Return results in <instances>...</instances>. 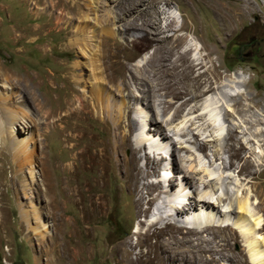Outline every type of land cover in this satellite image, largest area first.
<instances>
[{"label": "rangeland", "instance_id": "rangeland-1", "mask_svg": "<svg viewBox=\"0 0 264 264\" xmlns=\"http://www.w3.org/2000/svg\"><path fill=\"white\" fill-rule=\"evenodd\" d=\"M242 1L246 0H234L230 6L235 7ZM247 1L253 4L257 15L247 17L235 30H229L207 5L193 0H0V68L6 72L0 74V91L2 99L6 100V108L17 112L19 121H27L30 125L24 128L23 124L25 132L21 134L24 138L31 137L30 150L35 156L34 167L30 165L28 155H22L14 165L11 152L5 145L1 149L4 154L0 160V264H71L67 247L74 228L82 244L92 242L99 247L103 244L111 247L126 236L137 241L136 226L141 220L152 219L155 215L152 213H156L157 206L161 205H155V202L164 195L160 194L161 189L145 191L144 212L135 218V210L127 207L129 191L122 176L112 167L117 161V154H114L103 192L97 188L89 191L92 193L83 191L84 202H75L76 198L70 193L77 181L87 190L98 177L96 168L80 171L77 175L72 164L78 151L93 142L108 143L114 150L121 144V138L127 136L133 147L139 146V164L150 174L149 178L140 181L141 187L147 183H160L170 172L167 165L166 171L158 170L159 165L155 173L154 165L147 164L146 157L152 162L161 158L155 152V144L165 147L164 158L172 157L176 150L178 166L187 169L197 164L198 154L201 153V160L202 155L211 157L213 151H221L222 159L214 163L212 169L225 176L229 173L233 179L227 181L233 183L231 188L236 187L233 191L240 188L244 195L252 190L253 198L255 194H261L264 187L260 188L259 181L253 178L264 169V138L260 137V133H264V120L258 127L247 129L242 117L231 106L235 98H242L226 97L221 101L216 97L217 110L222 113L221 122L218 120L217 124H224L225 131L216 142H208L203 152L197 150L199 144L205 143L214 132L213 127H208V120L201 119L202 103L216 95L218 83L230 79L235 72H242L247 83L243 91L246 89L248 95H242L243 103L257 104L253 111L264 110V0ZM177 9L188 25L179 32L176 30L182 23L178 24L174 18L165 20V14L161 13ZM156 12L158 21L154 28L151 21ZM173 35L188 36V40L196 38L202 48L201 63L189 76L186 74L189 71L187 63L178 58L183 49L181 45L174 55L166 50V43L176 41L170 38ZM164 37L169 40L160 41ZM149 53L151 58L141 68L138 87L141 93L154 92L153 97L161 99L162 105L151 97L146 101L134 90L135 64ZM93 71L95 77L101 79L100 93L93 88ZM71 72L75 79L83 81L80 85H75ZM208 83L211 90L203 97L193 99V93L200 95L199 88ZM8 84L10 88L6 86ZM70 100L72 104L65 106L64 103ZM85 103L87 106H80ZM136 103L147 112L149 119L153 115L156 117L160 122L159 131H167L172 138L162 139L158 133L143 149L141 139L153 136L146 134L149 119L146 125L140 124L135 113ZM145 103H152L151 107ZM196 103L200 110L191 111ZM42 105H46V109L60 110L63 115L71 111L77 114L70 123H59L68 127L61 134L55 130L52 117L48 120L51 122L49 129L42 133L39 128L44 121ZM204 117L207 118L206 114ZM75 124L79 125L77 130L73 129ZM233 128L237 130L238 141L229 137ZM161 140L166 143L161 144ZM74 145L77 146L73 148ZM234 148L239 150L238 157L230 154ZM89 151L93 153L94 149L90 147ZM122 153L131 154L129 150ZM222 161L228 165V173L222 169ZM167 162L166 159L162 163ZM66 165L71 166L65 169ZM33 168L35 176L30 174ZM55 180L58 188L54 186ZM178 180L181 179L175 181L177 188ZM167 181L173 184L174 179L170 177ZM197 187L203 191L201 183ZM93 193L105 195L109 211L97 218L99 223L90 225V231L87 230L89 225L82 221L80 208L90 205L88 198ZM262 200L258 212L264 218V198ZM33 206L39 212L35 213ZM22 212L28 214L29 220L22 217ZM43 224L48 229L36 231ZM161 226L165 225H158V230L164 229ZM143 227L141 234L147 232V226ZM262 233L264 235V230ZM231 249L235 254L243 251L240 238L232 243ZM142 250L147 251L144 247ZM102 251L95 250L85 264H113L108 259L109 252ZM243 258L246 264H251L247 256Z\"/></svg>", "mask_w": 264, "mask_h": 264}, {"label": "bare ground", "instance_id": "bare-ground-1", "mask_svg": "<svg viewBox=\"0 0 264 264\" xmlns=\"http://www.w3.org/2000/svg\"><path fill=\"white\" fill-rule=\"evenodd\" d=\"M193 1L194 3L201 2L207 5V7L212 10L211 12H213V15L216 18L220 19L223 25L228 27L229 30H233L234 28H236V26L245 21L247 17L257 15L253 8V4L251 5V3L247 0L238 3L235 7L230 6L231 2H233L234 0ZM161 13L165 14V20L174 18L178 21V24L182 23L180 26H178L179 28L176 30L177 32L181 31L182 29H187L188 25L186 22H184L185 19L178 9L177 11H172L169 13H166L165 10H163ZM157 21L158 18L156 12L154 19H152L151 21L154 28H156L155 26L157 25ZM170 38L176 41L172 44L166 43V50L168 51V53L174 55L177 51H179V46L181 45L180 47L183 49L182 51H179L178 58L187 63V68L189 69V71L186 74L189 76L195 69V66L201 63V58H199V55L202 48L196 38L188 40V36L184 37L182 35H173ZM166 40L169 39L165 37L163 39H160V41ZM166 56L167 55L165 54V57ZM150 58L151 54H146L135 64L136 82L134 90L135 92H139V94L142 95V97H144L146 101L148 100V97H151L152 99L154 98V102L161 104V99L156 98L155 96L153 97L154 92L152 93L150 91H147L141 93L140 88L138 87L141 82L139 79V75L142 74L141 68L147 65L148 59ZM169 67L172 68V65ZM94 71L91 81L95 91L100 93L101 79L95 77ZM5 73L6 72L3 70V68H0V74L4 75ZM70 76L74 78V74H72V72L70 73ZM243 76L244 75L242 72H235L230 79L225 78L215 87L217 90L216 95H212L203 101L202 108L200 107L201 111H203L200 114L201 119H207L209 122L208 127H213L214 132L210 133L208 138H206L205 143L199 144L197 148L198 151L203 152L208 142H216L217 138L222 137V132L225 131L223 122V125L220 124L221 121L219 118H221L220 115L222 113L220 112L221 110H217L218 103L216 97H220L218 99H220L221 101L226 97H239L240 99L242 98L241 100L235 98V102L231 106L234 108V111L242 117L247 129L258 127V125H260L261 123V120H264L263 109L253 111V109L258 107L257 104H251L248 102L243 103V97L248 95V91L246 89L245 91H243V87H245L247 84L245 81V77ZM73 82L75 83V85H80L83 81L74 78ZM6 86L10 88L9 84ZM209 89V83L206 86H203V88H199L201 94L199 95L194 92L193 99L197 98L198 96L203 97L204 93ZM2 97L3 96L0 91V160L2 155L4 154L1 153V149L5 145V148L11 152L12 162L14 165H16L17 161L22 158V155H28L30 165L33 166L32 160L35 156H32L33 153L30 150L31 137L29 136L24 138V136L21 134L25 132L22 130V125L24 124V128H29L30 125L27 121H25V123L19 121L18 118L20 116L18 115V113L14 111L11 112L9 109H7L5 105L6 100H3ZM76 97L79 100L81 99L79 95H76ZM71 100L66 101L64 105L67 107L71 105ZM151 104L147 103L146 105L148 108H150ZM138 105V103L135 104V113L138 118H140V124L144 123V125H146L145 123H148L147 121L149 119V115ZM45 106H41V113L43 115L44 121L41 123L39 128L42 133L49 129L51 122H48V120L52 117V122L54 124L55 130L61 134L68 127L62 126L63 124L61 125L59 123L63 121L70 123L69 120L77 114L76 111H71L68 114L63 115L60 113V110H52L51 108L48 109V107L47 110ZM80 106H87V103ZM60 108H63L62 104L60 105ZM200 108H198V104L196 103L191 107V111L194 110L195 112L200 110ZM205 114L207 118L204 117ZM218 120L220 121V126H218L217 124ZM158 123L160 122H158L156 117L154 118V115L149 119L150 126H147L148 128L146 134L147 136L150 135L153 137H151V139L147 137L141 139V142H143V149H146L147 144H151L153 138L156 135H159L158 133H160L159 136H162V139L166 140L172 138V136H170L167 131L158 130ZM78 127L79 125L75 124L73 129L77 130ZM144 128L146 129V127ZM236 131L237 130L234 128L231 129V132L229 134L231 140L238 141ZM257 132L259 133L258 129ZM188 135L189 133L186 134V136ZM260 137L264 138L263 132L260 133ZM164 143L166 142L162 141L161 144L164 145ZM159 145L157 146L155 144L154 147L156 150L155 152L161 158H158L159 161L157 162H152V160H150V157H146L145 159L147 160V164L154 165L152 166V169L155 173L158 170L165 169L166 165L168 166L166 169L169 168L168 170L170 172L169 174H165V178L160 183H147L143 185V187L140 186V181L142 179L149 178L150 174L144 171L139 164L141 161V157L139 154L140 147H133L132 140H130V138H128L127 136L121 138V144L114 150V146H109L108 143L105 144L93 142L90 143L89 146L85 147L82 151H78L77 155L74 157L75 162L72 163L75 167L74 173L78 175L80 171H86L88 169L96 168L98 177L94 179L93 182H91L92 187L88 188L87 190H85L84 185L80 186L77 181V186L73 187L70 193L71 197L74 196V198H76V200L74 199L75 202H84V199L82 197L83 191L89 192L91 189L93 190V188H97L98 191L102 189L103 192V189L106 185V177L110 161L111 159H113L114 154H117V156H115L117 157V161L116 165L112 167H114V169H116V171H118L122 176L124 186L129 191L128 193L130 196V200L127 203V207L135 210V218H139L144 212L143 206L146 203L145 191H147L146 193H149L152 190L161 189L160 194H163L164 196H159L160 200L155 202V205H159V203H161V205L157 206L156 213H152L155 214L152 216V219L150 221H148V219H146L145 221L141 220L139 222V225L136 226L135 233L137 241H134L133 237L131 236H126L124 239L113 243L111 247H109L108 244H103L99 247L92 242L84 244L80 243L77 239L78 234L76 229L74 228L73 230H71L72 232L69 236L70 240L67 247L69 262L71 264H85L86 260L91 258L95 250L97 251L101 249L103 251L109 252L108 259L112 261L113 264H222V261H224L225 264H246V260H244L243 258L246 256L251 264H264V235L262 233V231L264 230V218L262 214L258 212V205L262 203L261 200L264 198V190H261L260 195L255 194V198L251 196L252 190H250L249 192L246 190L247 192H245L244 195L243 191L240 188H237L236 190L234 189L233 191V188L236 187L231 188V186H234L233 183H228L233 179L232 177L228 176L229 173L226 171L228 170V165L224 164L223 161L221 162V165H223L222 169H225L224 171L228 173H226V176L225 174H220L221 172L218 173L217 171L212 169L214 163L221 161V151L220 153L217 150L213 151L211 157L202 155L201 160L199 158L201 153L198 154L197 164L195 166L191 165V169H187L182 166H178L176 150H174L173 155H171L172 157L164 158L162 152L164 151L165 147L163 148ZM76 146L77 145H74L73 148H75ZM90 147L94 149L93 153L89 151ZM150 148L152 150L154 149L152 145L150 146ZM241 149H243L242 146ZM124 150H129L131 154L129 156L124 155L125 153H122L124 152ZM230 154L233 157H238L239 150H236L234 148L232 149ZM166 159L168 162L163 165L162 162L164 160L166 161ZM248 164L250 165V163ZM70 166L66 165L65 169H69ZM230 166H232V164H230ZM30 174L31 176L36 175L34 168L31 169ZM170 177H173L174 179L173 184H168L167 180L170 179ZM177 178L181 179V181L178 180V188L177 184H175ZM253 179L259 181L260 188L264 187V169L261 170L260 173L256 174ZM198 183H201V187L203 188V191L201 192L200 190H198ZM54 186L58 188V183L56 180ZM189 191H191L193 195H190ZM195 193L197 194V196L195 195ZM88 199L90 205L88 207L81 205L82 207L80 208V211L82 212L83 223L88 224L89 227H87V230H90V225L99 223L97 221V218L99 219L100 217L107 214L109 211V207L105 202L104 194L93 193L89 196ZM186 201L188 202L187 204H185ZM33 207L34 208H32V210L35 213L39 212L36 206ZM59 209L58 211H60ZM22 217L25 220H29V216L25 212H22ZM59 217H62V215ZM55 218L57 219V217ZM158 225H165L164 227L161 226L164 229L158 230ZM142 226H145L143 227L144 229L147 226V232H143L144 234H141ZM46 229H48V226L46 224H43L39 228H36V231ZM86 234L87 237H90V232H87ZM237 238H240L243 243V251L239 254H235L231 249L232 243L236 241ZM152 239L154 240L152 241ZM143 247L146 248L147 251H143ZM85 255H87L86 258Z\"/></svg>", "mask_w": 264, "mask_h": 264}]
</instances>
